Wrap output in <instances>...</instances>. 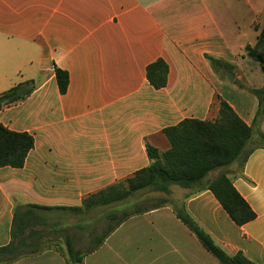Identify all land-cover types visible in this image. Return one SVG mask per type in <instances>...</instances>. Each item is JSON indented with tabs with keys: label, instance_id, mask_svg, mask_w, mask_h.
<instances>
[{
	"label": "crops",
	"instance_id": "crops-1",
	"mask_svg": "<svg viewBox=\"0 0 264 264\" xmlns=\"http://www.w3.org/2000/svg\"><path fill=\"white\" fill-rule=\"evenodd\" d=\"M259 3L0 0V93L35 83L22 101L0 108V125L34 141L21 168H0V248L9 244L13 226L24 244L28 237L36 244L40 227L64 234L62 251L34 248L0 264H70L66 241L81 264H220L176 218L180 209L227 256L240 253L264 264V145L258 144L264 116L255 119L259 102L251 92L264 86V78L248 76L252 58L245 52L264 29ZM206 56L231 68L225 78ZM158 58L168 72L165 86L154 89L146 67ZM54 68L68 74L64 94ZM220 100L251 127L250 152L206 183L225 173L253 220L236 225L205 182L171 185L167 202L128 217L122 202L99 195L149 165L147 145L160 153L169 149L164 128L184 119L213 121ZM25 232L26 240L18 239ZM79 236L93 246L79 252L73 246Z\"/></svg>",
	"mask_w": 264,
	"mask_h": 264
},
{
	"label": "trees",
	"instance_id": "trees-1",
	"mask_svg": "<svg viewBox=\"0 0 264 264\" xmlns=\"http://www.w3.org/2000/svg\"><path fill=\"white\" fill-rule=\"evenodd\" d=\"M245 52L248 57L259 63L264 73V29L259 31L256 45L253 48L246 46ZM206 58L216 70L231 69L218 60L208 56ZM53 71L58 91L64 94L68 85V74L58 68H54ZM167 72L166 63L158 58L146 67V80L154 89H161L166 84ZM34 88L33 81H26L0 93V108L22 101ZM251 92L259 102L255 116L258 121L264 116V86ZM163 134L169 143L168 150L160 153L147 145L149 165L138 170L133 177L124 182L106 188L99 195H107L106 201L117 203L143 190L165 193L171 185L182 188L199 185L210 172L224 168L237 160L244 162L250 152L245 149L246 145L252 140L251 127L247 126L222 100L219 101L218 115L213 121L184 119L174 126L164 128ZM258 140L264 145L263 135H259ZM33 145V138L29 134L13 132L0 125V168H21ZM205 186L236 225L242 226L255 218L254 212L234 189L225 173L208 181ZM86 204L87 201L83 203L84 206ZM138 212L139 209H134L123 216L128 217ZM175 213L176 218L189 229L218 263L253 264L240 253L232 257L227 256L184 210L180 209ZM15 234V226H13L9 244L0 248V263L11 262L23 256L19 250L24 242L17 240ZM102 239L94 245V249L101 244ZM65 246L70 264H81L80 253L75 251L68 241Z\"/></svg>",
	"mask_w": 264,
	"mask_h": 264
},
{
	"label": "rangeland",
	"instance_id": "rangeland-1",
	"mask_svg": "<svg viewBox=\"0 0 264 264\" xmlns=\"http://www.w3.org/2000/svg\"><path fill=\"white\" fill-rule=\"evenodd\" d=\"M260 8H261V11L264 13V0H260ZM261 25V23H260ZM250 66H249V69L251 71H248V76L250 77H253L255 76L257 79H263L264 78V73L262 72L261 70V67L259 65V63L254 60V59H250ZM223 70V69H222ZM226 70H223L222 71V75L221 76H225V72ZM225 78V77H224ZM258 144H260V141L258 142ZM215 171H212L210 172V174H208L201 182H200V185H204V182L206 183V179H208V177L210 178L213 177V174H214ZM166 194L168 195V191L165 192V193H162V192H155V191H150V190H143V191H139V192H136L134 193L132 196H130L128 199H126L125 201L122 202V205H121V208H125L126 210V214L127 213H130L132 212L134 209H141V208H144L148 205H157V204H162V203H165L167 202V199H165L166 197ZM172 197V196H171ZM170 203L172 201H169ZM173 204V202H172ZM173 206L176 208V209H180L181 207L178 205V204H173ZM71 215V214H70ZM72 219H70V223L73 222L75 223V221H77V217L74 216L73 214L71 215ZM79 219H78V222H82L81 218H82V215L78 216ZM35 232L37 233H41V237L39 236L38 238H40L37 242H34L36 244L34 245H31V238L28 237V240H26V236L28 235V233H23V235H20L18 239H21V238H25L26 240V243L27 244H24L19 252L21 254H27L28 252L32 251L34 248L37 249V248H46V247H51V248H54V249H57V250H63L64 249V240H63V236L64 234H54V233H50V230L48 227H40L39 230H34ZM94 232L96 233V230H94ZM95 233H94V238L96 237L95 236ZM34 239V238H33ZM75 242L73 244L74 247H76L79 252L82 251V248H88V247H92L93 245H89V244H86V236H79V237H76L75 239Z\"/></svg>",
	"mask_w": 264,
	"mask_h": 264
},
{
	"label": "water",
	"instance_id": "water-1",
	"mask_svg": "<svg viewBox=\"0 0 264 264\" xmlns=\"http://www.w3.org/2000/svg\"><path fill=\"white\" fill-rule=\"evenodd\" d=\"M227 77H228V79H229L230 81H233V79H234V77H233L232 75H230V74H227ZM77 264H80V263H77Z\"/></svg>",
	"mask_w": 264,
	"mask_h": 264
}]
</instances>
